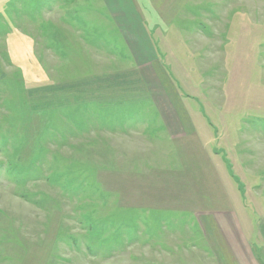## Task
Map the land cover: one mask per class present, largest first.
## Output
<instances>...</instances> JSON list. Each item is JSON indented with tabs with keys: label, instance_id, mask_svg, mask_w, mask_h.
Masks as SVG:
<instances>
[{
	"label": "rangeland",
	"instance_id": "rangeland-1",
	"mask_svg": "<svg viewBox=\"0 0 264 264\" xmlns=\"http://www.w3.org/2000/svg\"><path fill=\"white\" fill-rule=\"evenodd\" d=\"M77 1L0 0V264H264V0H136L148 74Z\"/></svg>",
	"mask_w": 264,
	"mask_h": 264
},
{
	"label": "crops",
	"instance_id": "crops-1",
	"mask_svg": "<svg viewBox=\"0 0 264 264\" xmlns=\"http://www.w3.org/2000/svg\"><path fill=\"white\" fill-rule=\"evenodd\" d=\"M8 3H64L65 0H10ZM93 3L92 1H90ZM97 2V1H96ZM109 12V15L121 31V40L127 41V48L132 55L133 61L140 63L144 71L148 74L151 67L150 61L155 58L154 43L147 32L144 20L137 8L136 0H98ZM77 3H89L88 0H79ZM143 78V76H141ZM154 80V79H152ZM151 80V81H152ZM150 81V82H151ZM155 88L159 89L157 81ZM150 84V86L152 85ZM179 129V128H178ZM180 130V129H179Z\"/></svg>",
	"mask_w": 264,
	"mask_h": 264
}]
</instances>
